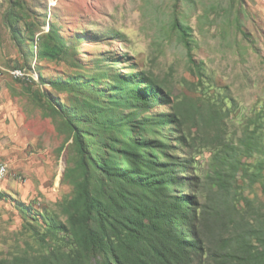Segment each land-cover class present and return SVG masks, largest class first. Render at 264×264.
<instances>
[{
	"label": "rangeland",
	"instance_id": "374dc122",
	"mask_svg": "<svg viewBox=\"0 0 264 264\" xmlns=\"http://www.w3.org/2000/svg\"><path fill=\"white\" fill-rule=\"evenodd\" d=\"M23 3V33L28 35L32 22L36 34L21 45L3 20L10 0H0V167H6L0 175V264H65L54 258L53 248L63 241L60 232L50 230L49 221L66 220L63 205L73 195L77 151L64 118L53 112V99L41 91L68 104H76L78 95L53 87L50 81L57 78L94 77L108 87L118 74L142 71L160 81L173 99L142 115L173 111L176 101L184 99L213 113L222 111L223 124L209 123L211 134L193 124L163 132L170 145L163 155L171 152L174 159L186 161L193 178L191 187L176 186L174 192L194 193L201 203L213 197L217 201L219 191L205 178L212 133L222 129L227 138L240 135L244 122L260 114L264 136V0ZM174 19L192 28L191 53L200 68L190 61ZM50 30L66 45L63 59L41 57L40 43ZM16 68L27 73L25 80ZM260 160L264 152L253 158ZM238 183L240 192L262 208V219L264 177L254 184L248 179ZM239 208L245 211L244 201Z\"/></svg>",
	"mask_w": 264,
	"mask_h": 264
},
{
	"label": "trees",
	"instance_id": "16d2710c",
	"mask_svg": "<svg viewBox=\"0 0 264 264\" xmlns=\"http://www.w3.org/2000/svg\"><path fill=\"white\" fill-rule=\"evenodd\" d=\"M23 2L10 0L3 15L12 38L21 45L36 34L32 22L28 35L23 33ZM173 26L190 61L200 68L192 58V28L178 19ZM40 46L43 58L63 59L68 54L64 41L52 30ZM50 83L78 95L76 104H68L41 91L53 99V112L64 118L77 151L73 195L63 205L66 220L49 221L50 230L62 234L63 242L53 248L55 260L61 258L65 264L92 260L97 264H264L262 208L240 192L238 183L248 179L254 184L264 177V160L253 161L264 152L260 114L244 122L240 135L227 138L218 129L210 136L207 142L213 152L205 178L220 195L217 201L213 197L201 203L194 193L174 192L176 186L191 187L193 178L186 161L174 159L171 152L163 155L170 148L163 132L181 131L192 124L202 130L210 128L209 123L223 124L222 111L213 113L184 99L176 101L173 111L142 115L153 105L173 100L160 81L142 71L118 74L108 87L94 77L76 75ZM242 201L245 211L239 208Z\"/></svg>",
	"mask_w": 264,
	"mask_h": 264
},
{
	"label": "bare ground",
	"instance_id": "6f19581e",
	"mask_svg": "<svg viewBox=\"0 0 264 264\" xmlns=\"http://www.w3.org/2000/svg\"><path fill=\"white\" fill-rule=\"evenodd\" d=\"M16 74L18 75V77H21L20 74L23 75V77H25L27 75V73L25 71H23L21 68H16L14 69ZM6 172V167L5 166H1L0 167V175L3 176Z\"/></svg>",
	"mask_w": 264,
	"mask_h": 264
},
{
	"label": "built area",
	"instance_id": "2783aa9c",
	"mask_svg": "<svg viewBox=\"0 0 264 264\" xmlns=\"http://www.w3.org/2000/svg\"><path fill=\"white\" fill-rule=\"evenodd\" d=\"M20 76L24 79V77H23V75L22 74H20ZM25 80V79H24Z\"/></svg>",
	"mask_w": 264,
	"mask_h": 264
}]
</instances>
